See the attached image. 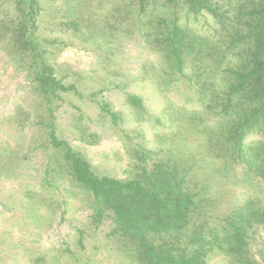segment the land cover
<instances>
[{
    "label": "rangeland",
    "instance_id": "obj_1",
    "mask_svg": "<svg viewBox=\"0 0 264 264\" xmlns=\"http://www.w3.org/2000/svg\"><path fill=\"white\" fill-rule=\"evenodd\" d=\"M68 1L39 0L44 59L70 87L64 98L55 99L51 125L43 126L40 94L32 85L35 58L12 43L19 42L23 16L17 0H0V110L11 113L17 104L35 115L26 122L21 114L17 126L16 121L0 123V144L9 143L20 157L8 165L0 161V264H146L136 244L117 230L112 211L98 220L93 193L76 181L65 146L52 143V131L99 175L129 179L159 160H178L189 188L199 194L194 226L221 228L250 198L264 210V177L255 168L264 145L261 132L247 131L239 144L219 140L217 131L229 117L217 103L209 104V93H201L195 64L189 59L179 73L133 23L131 31L122 28L96 46L99 40L86 31L93 32L122 0L81 3L76 10L91 15L93 26L78 25L83 32L77 33L73 26L53 31L48 22L62 13H49L47 7ZM157 1L154 11L170 21L178 18L201 38L217 39L219 28L210 14L188 12L182 0ZM215 67L212 75V66H203V81L211 78L218 91H225L228 83ZM129 94L137 95L141 105L129 103ZM147 151V160L139 156ZM252 224L250 254L264 264V221ZM173 240L157 237L154 244L170 248ZM234 258L216 253L207 264H232Z\"/></svg>",
    "mask_w": 264,
    "mask_h": 264
},
{
    "label": "trees",
    "instance_id": "obj_2",
    "mask_svg": "<svg viewBox=\"0 0 264 264\" xmlns=\"http://www.w3.org/2000/svg\"><path fill=\"white\" fill-rule=\"evenodd\" d=\"M87 1L70 0L63 6L49 5V13H62L58 19L48 22L49 26L55 32L69 30L72 26L74 32H83L78 25L90 28L95 20L91 15L84 17L76 10L77 5ZM165 1L179 3L178 0H162L161 4ZM182 1L188 12L207 13L214 18L219 28L216 40L201 38L178 23V18L170 21L167 16L154 11L152 4H158L157 0H122L111 15L96 23L93 32L89 30L86 33L89 32L91 39L99 40L98 44H94L100 46V41L111 33L117 34L129 26L131 31L133 23L147 43L160 49L171 67L179 73H183L185 63L190 59L198 69L197 86L201 93H209V104L217 103L220 112L229 117L223 122L220 133L217 131L219 140L223 142L227 138L230 144H239L247 131L257 129L262 134L263 145L264 0ZM17 2L23 19L16 32L19 42L12 41L13 48L20 47L21 52H30L35 58L33 65L37 68L32 85L40 94L43 111L40 120L43 126L51 125L55 99L64 98L63 93L70 91V87L57 77L55 66L44 59L46 51L42 49L41 24L38 23L44 16L41 13L44 6L39 0ZM124 20H129V24ZM57 42L52 45L59 44ZM204 65L212 66V75L216 74L217 65L219 73L228 83L225 91H218L211 78L203 81L201 69ZM128 101L141 105L135 94H129ZM111 115L116 118L117 114L112 112ZM50 138L56 147L65 146L64 156L71 164L76 181L93 193L98 220L107 210L112 211L117 230L136 244L138 256L146 264H207L209 257L216 253L232 254L236 260L232 264H258L249 249L252 222L260 224L264 221V210L258 202L250 198L221 224V228L214 226L206 229L205 224L194 226V214L199 210V194L189 188L187 176L178 160H159L152 164L151 169L143 167L134 178L119 179L96 173L86 159L65 141L59 140L53 131ZM230 144L227 145L231 147ZM258 152L259 160L255 168L264 177V145ZM148 154L147 151L139 156L147 160ZM157 237L174 240L169 248L167 244L155 245Z\"/></svg>",
    "mask_w": 264,
    "mask_h": 264
},
{
    "label": "crops",
    "instance_id": "obj_3",
    "mask_svg": "<svg viewBox=\"0 0 264 264\" xmlns=\"http://www.w3.org/2000/svg\"><path fill=\"white\" fill-rule=\"evenodd\" d=\"M34 89V86H33ZM17 101H15L14 103L16 104ZM16 107L19 108L21 111H16ZM10 111H5L4 109L0 110V123H4L5 125L8 126H12V123L16 121V126H17V122L20 119L21 114L25 115L24 120H34V112L31 114L29 109H21V106L19 105H15V109L13 112L9 113ZM16 118V119H14ZM2 138V137H1ZM4 140V139H2ZM0 149H1V153H0V161L4 162L6 165H8L9 162H11L12 160H18L20 159V157L15 155V151L13 150V146L10 145L7 142H4L3 144H0ZM24 160V159H22Z\"/></svg>",
    "mask_w": 264,
    "mask_h": 264
}]
</instances>
